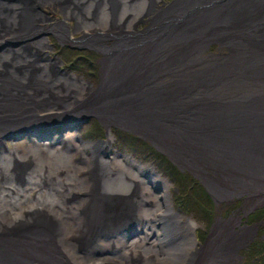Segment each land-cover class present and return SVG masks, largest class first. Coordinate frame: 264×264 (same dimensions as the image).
I'll return each mask as SVG.
<instances>
[{
    "label": "bare ground",
    "instance_id": "6f19581e",
    "mask_svg": "<svg viewBox=\"0 0 264 264\" xmlns=\"http://www.w3.org/2000/svg\"><path fill=\"white\" fill-rule=\"evenodd\" d=\"M162 2L0 0V264H226L263 226L264 0ZM50 34L99 50L98 87L59 70ZM91 115L107 139L85 165L66 126ZM52 124L58 145L7 143ZM112 127L202 186L203 244L152 163L110 154Z\"/></svg>",
    "mask_w": 264,
    "mask_h": 264
},
{
    "label": "trees",
    "instance_id": "16d2710c",
    "mask_svg": "<svg viewBox=\"0 0 264 264\" xmlns=\"http://www.w3.org/2000/svg\"><path fill=\"white\" fill-rule=\"evenodd\" d=\"M59 55L67 69L77 75L88 76L91 81L97 80L99 65L96 54L64 48L59 50ZM90 125L91 131H89L87 138L93 140L101 138L103 132L97 123L91 121ZM115 136V149L118 152L131 154L142 163H152L157 172L171 184L174 206L182 213L191 215L197 222L204 224L206 231L213 220L215 209L203 188L188 174L180 173L165 157L151 150L136 137L119 131H115ZM228 211L226 209L225 213ZM261 220L264 222V210L259 213L254 221ZM205 231L198 234L201 241L206 235ZM258 235L257 240L251 243L246 250L240 251L242 258L240 264H264V238L261 239V236L264 237V223Z\"/></svg>",
    "mask_w": 264,
    "mask_h": 264
},
{
    "label": "rangeland",
    "instance_id": "374dc122",
    "mask_svg": "<svg viewBox=\"0 0 264 264\" xmlns=\"http://www.w3.org/2000/svg\"><path fill=\"white\" fill-rule=\"evenodd\" d=\"M162 3H164V2H162ZM57 14H60V13H59V10L57 11ZM54 17H56V16H54ZM50 55H52V53L49 54V56H50ZM103 63H104V62H103ZM104 67H105V66H104ZM88 129H89V126H88V125H84V126H83V132H84V135H87V131H88ZM71 137H73L72 144L76 147V149H78V150H80V149L84 150L83 152H84V156H85V158H86V162H85V165H86L87 162L90 161V159H89V157H88V155H90V149H89V147H88L87 145H84V143H82V142L80 141L78 134L75 133L74 130L71 131ZM53 138H54V140H55V138L58 139L59 137H58L57 135H53ZM15 144L18 146V148H21V147H22V148H26V147L29 146L30 143H29L28 141L23 140V141H20V142H16ZM72 144H71V145H72ZM9 146H10V144H9ZM80 147H81V148H80ZM79 148H80V149H79ZM88 150H89V152H88ZM86 152H87V154H86ZM113 155L118 156V157H121V156H122V155H116L115 153H113ZM122 157H127V156L123 155ZM128 158H130V157L128 156ZM130 159H131V158H130ZM131 162H133V163L135 164V166H137V167L141 166V167H147L148 169H151V166H148V163L141 164V163H139V162H135L133 159H131ZM82 169L85 170L86 167H82ZM79 171H80V172H77V174H78L80 177H81L82 175H85V174L82 173V170L79 169ZM168 185H169V184H167L168 191L171 193V190L173 191V188H170V185H169V187H168ZM167 188H166V189H167ZM165 191H166V190H165ZM166 195H167V193H166ZM168 195H169V193H168ZM171 199L173 200V196H172V194H171ZM168 202H169V201H168ZM213 207H214V205H213ZM225 212H226V211H224L223 213H225ZM183 219H186V217H185V216L182 217V221H183ZM190 219H191V218H190ZM194 220H195V219H194ZM194 220H193V221H194ZM194 223H195V228H194V230H195V234L197 235V234H199V233H202V232L204 231V229H205V225L202 224L201 222H195V221H194ZM194 230H193V231H194ZM258 236H259V235H258V233H257V235L253 237L251 243H253L254 241H256L257 238H258ZM196 238H197V239H196ZM196 238H195V239H196L199 243H202L198 236H197ZM263 238H264V237L261 236V239H263ZM251 243L249 244V246L251 245ZM143 246H145V243H144V242H143ZM249 246H248V247H249ZM248 247H247V248H248ZM247 248H246V249H247ZM246 249L241 250V252L244 251V250H246ZM191 250L194 251V249H191ZM157 251H163V250H161L160 248H157ZM239 260H240L239 256L236 255L235 260H232L231 262H227L226 264H235V263L239 262Z\"/></svg>",
    "mask_w": 264,
    "mask_h": 264
},
{
    "label": "water",
    "instance_id": "95a60500",
    "mask_svg": "<svg viewBox=\"0 0 264 264\" xmlns=\"http://www.w3.org/2000/svg\"><path fill=\"white\" fill-rule=\"evenodd\" d=\"M95 118H97V120H98L99 122H101V121L99 120V118H98V117H96V116H95Z\"/></svg>",
    "mask_w": 264,
    "mask_h": 264
}]
</instances>
